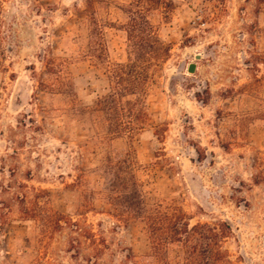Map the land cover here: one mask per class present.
I'll use <instances>...</instances> for the list:
<instances>
[{"label": "rangeland", "instance_id": "rangeland-1", "mask_svg": "<svg viewBox=\"0 0 264 264\" xmlns=\"http://www.w3.org/2000/svg\"><path fill=\"white\" fill-rule=\"evenodd\" d=\"M88 1L0 0V264H157L145 222L109 206L110 158L149 208L229 222L225 264H264V0L151 10L163 48L133 138L113 133L105 104L111 69L133 59L134 0Z\"/></svg>", "mask_w": 264, "mask_h": 264}, {"label": "trees", "instance_id": "trees-1", "mask_svg": "<svg viewBox=\"0 0 264 264\" xmlns=\"http://www.w3.org/2000/svg\"><path fill=\"white\" fill-rule=\"evenodd\" d=\"M94 4L95 0H89L88 9H94ZM132 6L126 31L133 48V59L127 65H116L111 69L114 86L105 104L110 112L113 133L125 134L130 138L146 125L147 87L151 75L156 70L153 61L158 59V49L163 48L148 15L155 6L166 9L168 2L134 0ZM92 15V23L95 26L92 31L94 35L92 43L99 47L102 29ZM163 52L168 56L170 50L166 48ZM49 61L50 59L47 60V64ZM57 80L60 82L59 78ZM129 96L137 98L129 100L127 99ZM128 164L123 160L114 161L111 158L107 160L103 174L107 185L105 188L108 193L107 201L115 216L121 220L142 219L145 222L152 244V260L157 264H175L170 259L169 252L178 247L184 251L183 264H225L229 261V253L224 249L226 239L233 233L229 222L198 223L191 226L182 210L162 205L149 208L143 199L135 175L127 167ZM128 189H130L128 197H124V190ZM61 223V220L57 219L56 225L59 228L62 227Z\"/></svg>", "mask_w": 264, "mask_h": 264}, {"label": "water", "instance_id": "water-1", "mask_svg": "<svg viewBox=\"0 0 264 264\" xmlns=\"http://www.w3.org/2000/svg\"><path fill=\"white\" fill-rule=\"evenodd\" d=\"M201 59V56H197V60H200ZM197 70V64L196 63H192L190 66H189V69H188V72L190 74H194Z\"/></svg>", "mask_w": 264, "mask_h": 264}]
</instances>
